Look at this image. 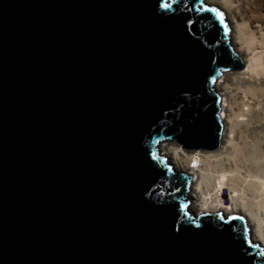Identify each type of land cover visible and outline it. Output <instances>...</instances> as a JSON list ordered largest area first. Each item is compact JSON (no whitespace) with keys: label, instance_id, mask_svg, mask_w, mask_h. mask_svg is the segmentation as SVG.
Masks as SVG:
<instances>
[{"label":"water","instance_id":"1","mask_svg":"<svg viewBox=\"0 0 264 264\" xmlns=\"http://www.w3.org/2000/svg\"><path fill=\"white\" fill-rule=\"evenodd\" d=\"M202 0H0V264H264L195 218L157 145L218 147L243 64Z\"/></svg>","mask_w":264,"mask_h":264},{"label":"bare ground","instance_id":"2","mask_svg":"<svg viewBox=\"0 0 264 264\" xmlns=\"http://www.w3.org/2000/svg\"><path fill=\"white\" fill-rule=\"evenodd\" d=\"M202 3L223 14L229 45L243 66L223 71L213 84L222 113L218 115L221 133L216 149H184L178 141L164 139L157 150L171 162L175 173L191 177L184 193L191 215L198 219L221 213L243 218L251 244L264 254V178L252 173L242 176L237 167L244 160L264 158V0ZM249 138L253 150L247 147ZM251 170L258 172L259 168ZM226 187L229 204L223 201Z\"/></svg>","mask_w":264,"mask_h":264},{"label":"rangeland","instance_id":"3","mask_svg":"<svg viewBox=\"0 0 264 264\" xmlns=\"http://www.w3.org/2000/svg\"><path fill=\"white\" fill-rule=\"evenodd\" d=\"M214 9H217V8H214ZM217 10L219 11V9H217ZM220 114H222V113L219 112V115ZM248 140L249 141L247 142V144H248L247 147H249L250 149H252L251 144L253 143V140H252V138H249ZM239 144H243V143L239 142ZM235 157L237 158V155H235ZM232 163H233V161H232ZM236 164H237V161H236ZM253 166H257L259 168V171L258 172L252 171L251 168ZM237 167L240 169L239 170V173L242 176H245L248 173H252L254 175H258L260 178H264V158L258 159V157H256V159L255 158H252L251 160H244L242 162H239L238 165H237ZM222 194L223 195H227V197H225L223 199V201H224L225 204H229L230 203L229 189L228 188L225 189V190L223 189L222 190Z\"/></svg>","mask_w":264,"mask_h":264},{"label":"snow or ice","instance_id":"4","mask_svg":"<svg viewBox=\"0 0 264 264\" xmlns=\"http://www.w3.org/2000/svg\"><path fill=\"white\" fill-rule=\"evenodd\" d=\"M210 10H211V11H216V9H214V8H213V9H210ZM217 15L220 16L221 19L223 18V14H222V13L217 12Z\"/></svg>","mask_w":264,"mask_h":264},{"label":"clouds","instance_id":"5","mask_svg":"<svg viewBox=\"0 0 264 264\" xmlns=\"http://www.w3.org/2000/svg\"><path fill=\"white\" fill-rule=\"evenodd\" d=\"M225 189H226V188H225ZM225 189H224V190H225Z\"/></svg>","mask_w":264,"mask_h":264}]
</instances>
